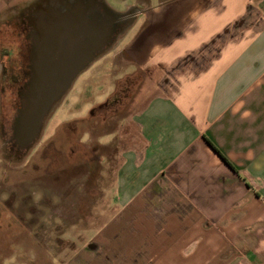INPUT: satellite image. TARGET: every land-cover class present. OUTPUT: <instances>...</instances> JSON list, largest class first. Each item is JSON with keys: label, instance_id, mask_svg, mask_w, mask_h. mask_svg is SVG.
Segmentation results:
<instances>
[{"label": "crops", "instance_id": "crops-1", "mask_svg": "<svg viewBox=\"0 0 264 264\" xmlns=\"http://www.w3.org/2000/svg\"><path fill=\"white\" fill-rule=\"evenodd\" d=\"M29 1L0 0V28ZM128 1L160 13L145 63L160 93L135 116L142 145L123 152L89 264H264V0Z\"/></svg>", "mask_w": 264, "mask_h": 264}, {"label": "rangeland", "instance_id": "rangeland-1", "mask_svg": "<svg viewBox=\"0 0 264 264\" xmlns=\"http://www.w3.org/2000/svg\"><path fill=\"white\" fill-rule=\"evenodd\" d=\"M35 1L18 12L30 11ZM104 1L124 28L115 39L111 31L112 42L73 80L38 137L20 145L22 154L5 142L14 140L26 79L28 43L18 33L24 17L15 22L8 14L7 28H0V264L98 260L99 246L90 240L114 216L116 170L124 151L142 145L135 116L160 93L161 71L145 65L158 49L160 13L143 16L126 7L128 0Z\"/></svg>", "mask_w": 264, "mask_h": 264}, {"label": "water", "instance_id": "water-1", "mask_svg": "<svg viewBox=\"0 0 264 264\" xmlns=\"http://www.w3.org/2000/svg\"><path fill=\"white\" fill-rule=\"evenodd\" d=\"M62 29H43L32 51L31 76L24 85L23 100L12 123L14 138L22 146L38 137L45 118L70 88L78 72L111 37L110 28H101L100 40L95 44L90 33L81 39L76 32L62 37Z\"/></svg>", "mask_w": 264, "mask_h": 264}, {"label": "flooded vegetation", "instance_id": "flooded-vegetation-1", "mask_svg": "<svg viewBox=\"0 0 264 264\" xmlns=\"http://www.w3.org/2000/svg\"><path fill=\"white\" fill-rule=\"evenodd\" d=\"M32 6L33 9H30L29 14L24 16L18 30L19 34L26 36L28 43L26 48L27 54L24 57L26 69L22 73L26 79L19 91V107L23 100L24 85L31 76L29 67L30 57L32 51L38 45L43 29L49 28L55 30L56 28H63L61 32L62 37L71 36V33L75 34L76 32L80 39L85 38L87 33H90L94 40L93 42L97 44L100 40L101 28H110L111 31H114V39L115 32H118L120 28H124L122 27L124 23L122 22L123 18H117L104 0H37ZM111 38L102 50L95 51L90 62L102 54L103 50L112 42ZM21 55L20 57L23 56ZM86 66L78 72L76 77L85 70ZM14 140L11 137L5 143L9 149L22 154L20 153L22 145L15 138Z\"/></svg>", "mask_w": 264, "mask_h": 264}, {"label": "trees", "instance_id": "trees-1", "mask_svg": "<svg viewBox=\"0 0 264 264\" xmlns=\"http://www.w3.org/2000/svg\"><path fill=\"white\" fill-rule=\"evenodd\" d=\"M146 32V31H145ZM222 159L225 161V158L222 156Z\"/></svg>", "mask_w": 264, "mask_h": 264}]
</instances>
